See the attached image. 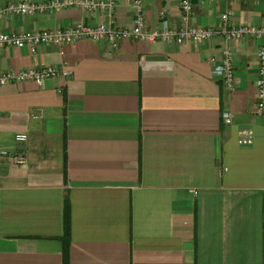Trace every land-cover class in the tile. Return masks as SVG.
I'll list each match as a JSON object with an SVG mask.
<instances>
[{
	"label": "crops",
	"instance_id": "1",
	"mask_svg": "<svg viewBox=\"0 0 264 264\" xmlns=\"http://www.w3.org/2000/svg\"><path fill=\"white\" fill-rule=\"evenodd\" d=\"M11 1L22 0L0 5ZM141 1L150 29L161 10L183 24L179 0ZM190 1L189 24L218 28L228 10L235 25L264 27V0ZM133 15L132 0L93 14L69 6L1 16L0 33L126 27ZM224 43L0 47V73L72 70L0 86V153L27 156L0 154V264H264V117L253 110L261 39L230 42L231 90L208 62ZM240 130L250 145L238 144Z\"/></svg>",
	"mask_w": 264,
	"mask_h": 264
},
{
	"label": "built area",
	"instance_id": "2",
	"mask_svg": "<svg viewBox=\"0 0 264 264\" xmlns=\"http://www.w3.org/2000/svg\"><path fill=\"white\" fill-rule=\"evenodd\" d=\"M116 0H22L11 1L0 5V17L6 15H31L42 12L58 11L69 6H78L86 12L93 14L100 11H111ZM211 1V0H210ZM181 9V26H173L164 16V10L160 11L161 21L158 27L150 29L147 26L144 6L141 0H132L134 15L130 26L113 27L111 20L99 21L96 24H89L84 21L78 22L74 26L63 29H43L37 31L24 32H1L0 47L17 46L28 47L35 53L41 44H54L64 46L83 39L94 41H104L111 48H116L122 40L135 41H162L183 43L191 41L201 43L211 40L215 36H222L224 45L220 50V55L210 56L208 62L211 64L212 75L219 79L225 88L231 90L235 86L234 58L230 42L245 37H258L261 44L256 50L257 57V77L255 80L256 100L253 110L257 116L264 117V27L235 25L230 20L231 12L225 11L221 14V25L218 28L204 27L189 24L192 4L190 0H179ZM72 75V70L67 67L58 68L46 66L24 70H8L0 73V86L10 81L23 82L34 81L41 85L48 78H65ZM62 88L59 89V92ZM221 119L225 124L233 121V115L229 111L221 112ZM28 135L24 132L17 133V142H26ZM253 141L250 130H240L237 142L240 145H250ZM2 156L9 157L13 162L25 164L27 156L24 152H10L3 150Z\"/></svg>",
	"mask_w": 264,
	"mask_h": 264
}]
</instances>
